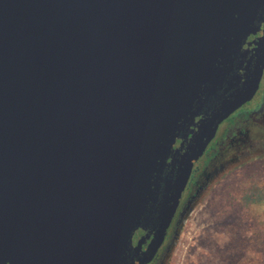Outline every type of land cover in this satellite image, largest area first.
Segmentation results:
<instances>
[{
    "label": "water",
    "instance_id": "1",
    "mask_svg": "<svg viewBox=\"0 0 264 264\" xmlns=\"http://www.w3.org/2000/svg\"><path fill=\"white\" fill-rule=\"evenodd\" d=\"M262 13L264 0H0V264L147 262L193 163L257 86ZM248 36V73L226 82ZM149 227L139 255L132 232Z\"/></svg>",
    "mask_w": 264,
    "mask_h": 264
},
{
    "label": "rangeland",
    "instance_id": "2",
    "mask_svg": "<svg viewBox=\"0 0 264 264\" xmlns=\"http://www.w3.org/2000/svg\"><path fill=\"white\" fill-rule=\"evenodd\" d=\"M252 180L262 202L245 210L235 193ZM194 202L165 264H264V158L225 166Z\"/></svg>",
    "mask_w": 264,
    "mask_h": 264
},
{
    "label": "flooded vegetation",
    "instance_id": "3",
    "mask_svg": "<svg viewBox=\"0 0 264 264\" xmlns=\"http://www.w3.org/2000/svg\"><path fill=\"white\" fill-rule=\"evenodd\" d=\"M256 25L258 35L264 29V13L260 14ZM254 38V36H248L245 39L238 54L239 56L245 54V59L238 58L237 62L231 65L226 82L243 81L245 74L248 73L245 61L251 54ZM233 78L237 79V82ZM222 88H226V85ZM180 141L181 139L175 142V147ZM253 158H264V63L257 86L249 100L240 104L217 125L203 153L193 163L161 240L144 264H165L169 250L176 243L187 217L193 210L194 201L209 180L222 172L225 166L245 163ZM154 230L151 227L146 230L137 228L132 232L131 246L134 247L137 242H140L139 255L146 249H150Z\"/></svg>",
    "mask_w": 264,
    "mask_h": 264
},
{
    "label": "trees",
    "instance_id": "4",
    "mask_svg": "<svg viewBox=\"0 0 264 264\" xmlns=\"http://www.w3.org/2000/svg\"><path fill=\"white\" fill-rule=\"evenodd\" d=\"M259 183V180H252L246 187L235 193L239 204L245 207V210L250 208L251 204L257 203V201L262 202V197L258 196L261 188Z\"/></svg>",
    "mask_w": 264,
    "mask_h": 264
}]
</instances>
